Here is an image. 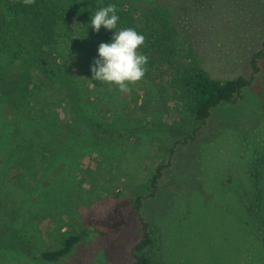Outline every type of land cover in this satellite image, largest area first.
Returning a JSON list of instances; mask_svg holds the SVG:
<instances>
[{"label": "rangeland", "instance_id": "1", "mask_svg": "<svg viewBox=\"0 0 264 264\" xmlns=\"http://www.w3.org/2000/svg\"><path fill=\"white\" fill-rule=\"evenodd\" d=\"M124 1L154 18L177 55L195 60L211 77L250 76L249 61L264 40V0H138L143 5L137 7L136 0ZM71 23L78 36V22ZM4 39L0 74L15 71L20 80L27 68L16 69L15 47ZM74 78L84 119L49 83L34 109L17 92L0 95V229L10 221L43 250L57 224L80 230L86 223L94 230L53 264H130L143 219L157 264H264L259 230L234 224L239 204L256 203L264 184V58L250 86L233 104L213 108L202 126L166 81L156 88L140 81L122 93L115 85H91L77 72ZM88 117L115 129L136 131L134 121L165 129L114 139ZM158 167L152 193L149 180ZM238 240L245 243L240 248ZM10 247L0 248V264H47Z\"/></svg>", "mask_w": 264, "mask_h": 264}, {"label": "trees", "instance_id": "2", "mask_svg": "<svg viewBox=\"0 0 264 264\" xmlns=\"http://www.w3.org/2000/svg\"><path fill=\"white\" fill-rule=\"evenodd\" d=\"M111 4L116 5L120 18L117 29L133 28L146 38L145 45L140 49L149 57L148 71L142 79L144 86L155 87V82H168L178 92V102L187 109L197 126L206 123L213 108L221 104H233L243 90L250 86L252 78L259 71V64L264 58V40L261 48L249 61V77L237 76L224 80L213 78L195 60L177 55L170 45L168 34L158 22L145 14L134 13L130 4L124 0H35V4L31 6H25L23 0H0V37H6L4 40H8L15 47L12 54L19 59L16 69L27 68L26 74L20 80H17L18 74L15 71L0 74V95L17 92L25 103H29L34 109L38 106L37 94L40 93V88L49 83L57 87L58 100L65 107L75 108L80 118L84 119L86 114L81 106V84L74 77L77 72L85 79L91 80V85L95 84L90 69L93 61L98 58V47L101 43L111 42L115 33L103 27L98 33L95 32L91 28L90 20L97 10ZM132 4L135 7L143 5L138 0ZM73 19L80 26L78 36L75 26L71 23ZM91 34H94L93 38H89ZM11 78L15 79L16 83L7 85L6 79ZM99 85L102 89L109 86L101 83ZM142 105H146V101ZM38 116L42 114L38 112ZM90 122L97 130L111 133L114 139H128L137 131L165 129L162 125H142L139 121H134L135 124H140L136 131L115 129L106 123L92 120ZM197 130L198 128H193L192 133ZM261 170L264 178V169ZM160 178L158 167L149 180L152 193L157 191ZM141 206V199L137 197L135 210L138 211ZM239 208L235 211V218L239 219L234 222L235 226H239L240 230L249 226V231L257 228L264 238V184L256 189V203L242 202ZM237 213H240V217ZM15 226L6 221L0 229V248L10 250L15 248L10 247L14 244L17 255L47 264L63 260L94 230L92 225L86 223L80 230L69 224L59 223L54 227L46 249L42 250L29 235L22 233V230L16 229ZM240 230L238 229L241 233ZM244 244L238 240L237 247L240 248ZM154 248L155 241L149 224L140 219L139 237L129 251L130 264H157L152 257ZM219 251L215 252L216 256Z\"/></svg>", "mask_w": 264, "mask_h": 264}, {"label": "clouds", "instance_id": "3", "mask_svg": "<svg viewBox=\"0 0 264 264\" xmlns=\"http://www.w3.org/2000/svg\"><path fill=\"white\" fill-rule=\"evenodd\" d=\"M23 3L31 6L35 0H23ZM119 19L114 4L102 7L92 15L90 24L95 32L103 27L114 31L115 35L111 42L99 45L98 58L93 61L90 71L92 80L102 85H115L122 93H131V86L142 81L148 71L149 57L140 51L146 38L133 28L117 29Z\"/></svg>", "mask_w": 264, "mask_h": 264}]
</instances>
